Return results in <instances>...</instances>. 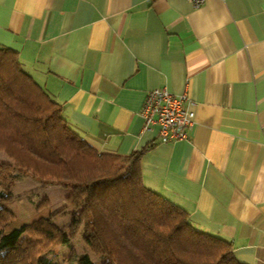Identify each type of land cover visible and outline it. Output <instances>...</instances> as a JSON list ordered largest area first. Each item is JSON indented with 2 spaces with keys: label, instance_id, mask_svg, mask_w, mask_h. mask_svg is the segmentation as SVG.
Masks as SVG:
<instances>
[{
  "label": "crops",
  "instance_id": "1",
  "mask_svg": "<svg viewBox=\"0 0 264 264\" xmlns=\"http://www.w3.org/2000/svg\"><path fill=\"white\" fill-rule=\"evenodd\" d=\"M0 45L97 152L153 144L142 183L229 241L238 262L264 264V0H0ZM158 88L186 89L184 140L142 129Z\"/></svg>",
  "mask_w": 264,
  "mask_h": 264
},
{
  "label": "trees",
  "instance_id": "2",
  "mask_svg": "<svg viewBox=\"0 0 264 264\" xmlns=\"http://www.w3.org/2000/svg\"><path fill=\"white\" fill-rule=\"evenodd\" d=\"M152 147L97 152L18 53L0 45V264H95L92 256L97 264H244L229 241L197 230L186 211L142 183L141 158ZM25 175L39 183L35 191L65 189V204L6 232L14 221L7 205ZM47 206L44 195L36 210ZM78 234L87 249L80 254L70 245ZM63 246L70 250L61 262L55 249Z\"/></svg>",
  "mask_w": 264,
  "mask_h": 264
},
{
  "label": "built area",
  "instance_id": "3",
  "mask_svg": "<svg viewBox=\"0 0 264 264\" xmlns=\"http://www.w3.org/2000/svg\"><path fill=\"white\" fill-rule=\"evenodd\" d=\"M193 8H200L205 0H187ZM186 103V106H185ZM186 89L180 94H172L166 88L150 90L146 93L139 115L143 120L144 131L157 128L162 144L181 141L186 131L193 125L194 112Z\"/></svg>",
  "mask_w": 264,
  "mask_h": 264
},
{
  "label": "rangeland",
  "instance_id": "4",
  "mask_svg": "<svg viewBox=\"0 0 264 264\" xmlns=\"http://www.w3.org/2000/svg\"><path fill=\"white\" fill-rule=\"evenodd\" d=\"M0 160H3L0 157ZM40 187L39 183L32 179L30 176H22L14 185V200L7 205L14 216V221L8 225L4 231L9 232L14 228H18L24 223L33 221L38 217H46L50 211L55 210L64 206V197L67 191L60 187H48L45 190L35 191ZM44 195L48 196L49 206L36 210V205L43 199ZM70 210V207H67ZM63 222H67L65 219H60L59 224L63 225ZM70 245L74 248L76 254L82 253L84 250L87 251L85 245L82 242L80 234L76 235ZM69 246L58 247L55 252L58 253V261H61L69 255ZM92 262L97 264L94 257H91ZM63 264H69L66 261ZM75 264V263H71Z\"/></svg>",
  "mask_w": 264,
  "mask_h": 264
}]
</instances>
